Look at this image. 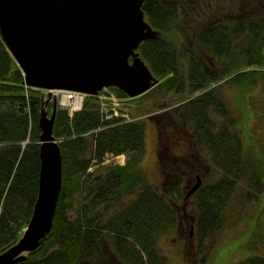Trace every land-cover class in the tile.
<instances>
[{
    "label": "trees",
    "instance_id": "trees-1",
    "mask_svg": "<svg viewBox=\"0 0 264 264\" xmlns=\"http://www.w3.org/2000/svg\"><path fill=\"white\" fill-rule=\"evenodd\" d=\"M171 2L144 0L146 18L162 39L144 40L138 48L153 73L164 78L161 86L166 92L189 95L174 114L159 112L152 117L161 132L158 161L164 163L162 153L169 160L160 165L161 185L149 182L142 167L144 116L107 123L97 96H87L73 118L59 108L54 134L65 138L60 141L63 182L53 226L27 259L16 264H166L158 237L181 225L179 203L185 200V185L204 171L195 168L201 158L209 162L203 166L212 163L224 170L223 176L205 182L193 196L200 243L225 225L238 188L236 178L245 173L246 153L235 117L219 97L220 85L213 83L225 78L245 91L264 80V16L238 21L234 29L222 22L204 26L196 36L199 52L181 57L171 39L185 16L199 7ZM212 5L203 6L205 13L210 15ZM208 53L217 55L221 68L208 63ZM176 58L180 63L174 66ZM43 94V89L25 83L0 29V253L23 235L38 198ZM108 151L127 154L125 164L104 163ZM261 173L264 176V169ZM255 189L261 192L263 182L258 181ZM236 264H264V255H251Z\"/></svg>",
    "mask_w": 264,
    "mask_h": 264
},
{
    "label": "water",
    "instance_id": "water-1",
    "mask_svg": "<svg viewBox=\"0 0 264 264\" xmlns=\"http://www.w3.org/2000/svg\"><path fill=\"white\" fill-rule=\"evenodd\" d=\"M143 2L0 0L1 35L29 86L96 95L114 85L135 97L158 81L138 51L144 40L159 36L145 18ZM55 105L56 101L53 117ZM43 110L38 198L24 234L0 253V264L26 260L53 226L63 182V158L53 136V117ZM201 185L198 175L188 194Z\"/></svg>",
    "mask_w": 264,
    "mask_h": 264
},
{
    "label": "rangeland",
    "instance_id": "rangeland-1",
    "mask_svg": "<svg viewBox=\"0 0 264 264\" xmlns=\"http://www.w3.org/2000/svg\"><path fill=\"white\" fill-rule=\"evenodd\" d=\"M214 2V5H218L219 8L213 11V15L209 20L218 19L217 23H221L220 16H223V13L233 17H241L242 13L239 12H244L245 9L251 6H255L259 12H264V0H215ZM248 2L250 3L249 5L247 4ZM211 9H214V7L210 8L209 13H212ZM182 21L184 22H181L180 25L181 29L185 28V33L178 26L180 31L171 39L180 54L181 47H185L186 43L193 38L188 24L191 22L196 24L197 18H194L192 13V15ZM184 36H186V41ZM196 36L197 33L195 34ZM182 42L183 45L181 44ZM182 53L181 57L184 56V52ZM211 62L208 60L211 66L219 69L220 65H217L216 61L211 60ZM215 84L220 85L219 97L224 105L228 107L230 114L235 117L236 129L242 136L246 153L245 173L240 178H236L238 188L233 193L228 205L225 225L215 235L206 239L203 244L200 243L196 234V227L194 226L196 225L197 210L193 195L187 198L186 202L184 200L180 201L179 221L181 225L172 227L158 237V247L166 264H236L251 255H264V176L261 173L262 169H264V80H258L245 91L233 82L226 81L225 78L213 83V85ZM107 88L105 87L104 89ZM188 98V94L170 92L163 94L157 87H154L145 96L131 101V108L134 114L132 116L140 117L143 115L147 130L142 167L148 181L156 185H161L162 173L160 165H165V161L168 163L169 160H166L168 158L167 155L162 153L164 163L161 162L160 164L158 161V136L161 132L158 131L156 120L152 117L156 113L161 112L162 109L160 108L165 106V104L173 103L174 106H178L188 100ZM98 99L104 103L108 101L103 97L99 98V96ZM123 104L120 101V112H117L119 115L114 113L111 115L123 117V122L134 121L135 118H128L126 113H123L125 108L122 107H127ZM161 131L164 134L163 128ZM201 159L195 166H197V172L201 171L202 167L204 169L202 173H198L202 178V185L207 181L219 179L224 169L212 165V163L203 166L204 163L209 162L204 158ZM113 160H103V162L125 164L127 154H118L113 157ZM260 176L263 177V180H259ZM258 181L263 182V190L261 192L255 189L258 186ZM191 182L195 183L193 180H190ZM180 226L182 227L181 229H179ZM205 257H207L206 260H204Z\"/></svg>",
    "mask_w": 264,
    "mask_h": 264
},
{
    "label": "bare ground",
    "instance_id": "bare-ground-1",
    "mask_svg": "<svg viewBox=\"0 0 264 264\" xmlns=\"http://www.w3.org/2000/svg\"><path fill=\"white\" fill-rule=\"evenodd\" d=\"M157 1L159 3H167V2H170L171 4H173L171 2V0H157ZM176 1L179 2L180 5H187V3H189L191 5H197L199 7L198 10H195L196 12H193V17L194 18L195 17L197 18L196 24H194L193 22H191L190 24H188L189 25L188 27L191 29L192 32H195V34L198 33L201 30V28L204 27V26H213V25L217 24L218 19H216V22L212 23V25L210 24L211 19L209 20V18L213 15L214 9H211V12L212 13H210V15H209V14L205 13L206 8L203 7V6H209V5L211 6L213 4L212 5V8H213V6L215 4V2H214L215 0H176ZM247 4L249 5L250 3L248 2ZM248 8L245 9L244 12H239V13H242V16L241 17H239V16L238 17H233L232 15H227L226 13H223V16H220L221 22L222 23L229 24V27L231 29L232 28L234 29V27L236 25V22H238V21L248 22L251 19H258V18L264 16V12L263 11L259 12L255 6H251V7H248ZM183 9H185V8H183ZM143 10H144V8H143ZM144 12H145V10H144ZM189 16L186 15L184 19H186ZM198 16H201V17H198ZM145 18H146V13H145ZM152 27L156 31H158V29L155 28L153 25H152ZM158 33H159V36L157 38H154V39H162V34H160L159 31H158ZM211 35H212V33H211ZM213 37H215V34L213 35ZM163 39H165V36H163ZM181 48H182L181 52H184V53H188V52H196V53H198L199 52L198 51V48H201V47L197 43L196 37L194 35L193 38H192V40H191V44L188 45V43H186V46L185 47H181ZM172 53L175 54V52H172ZM172 57H174V55H172ZM206 57H207V60H209V62H211V60H213L215 62L216 61L215 59H217V55H215L213 53H208V55H206ZM132 62H133L132 58L129 57V63H132ZM177 63L179 64L180 61H179V59L176 58V60H173V65L175 66ZM154 75L158 78V81H157V84H155L151 88L153 89L154 87L156 88L158 86V90L161 93L166 94V89H164L161 86V84L163 83V79L164 78L158 77L155 73H154ZM113 86H106V87L114 89ZM32 87H35V86H32ZM36 88H41V89L44 90L43 103H42L41 111L44 109L43 111H46L47 112V115L50 118L53 117V113H54V109H55L54 108V103L56 101V105H55V107H56V115L53 117V136H54L56 142L60 145V141L65 140V138H63V137H57L54 134V126H55V122H56V119H57V111H58V109L59 108H62L63 110H65L66 114L70 118H73L74 115H75V113L78 112V111H80L83 108L84 103H85V98L87 96H96L97 94L95 95V94L88 93V92H85V91H80L81 92L79 94L80 97H78L77 96V94L79 93L78 90H75L74 91V90L65 89V88H58V89H49V88H44V87H36ZM118 88L120 89V87H118ZM72 93H73L74 97L71 96ZM198 93L199 92L195 93L194 95H196ZM116 94L120 97V94H118L117 92H116ZM138 96H140V95H138ZM138 96H135V97H138ZM161 96H164V95H161ZM122 97L123 98H126V102H127L126 103V106L129 108V110L132 109L131 108V103H132L131 101H133L132 98H135V97H131L130 95H128V96H122ZM49 104H52V109L51 110L49 108ZM160 109H162L161 113L164 112L166 115H168L169 113L174 114L175 112H177L176 111L177 110L176 109V106H174L173 103H171L169 105L165 104V106L161 107ZM114 114H116V113H114ZM117 115H119V114H117ZM114 116L111 115V114H108V113H102V118L107 123H114L115 124V123L123 122L122 121V118L123 117H114ZM114 155H118V154H114L113 152H110V151L105 152V154L103 155V160L104 161H110L111 159L113 160V157L112 156H114ZM120 155H122V153H120ZM195 168H197V166H195ZM192 184L193 183L185 185V200H184L185 202H186L187 198L191 197L192 195L194 196V194L196 193V191H195V192H193L191 194H188L189 191H190V189H191V187H192Z\"/></svg>",
    "mask_w": 264,
    "mask_h": 264
},
{
    "label": "built area",
    "instance_id": "built-area-1",
    "mask_svg": "<svg viewBox=\"0 0 264 264\" xmlns=\"http://www.w3.org/2000/svg\"><path fill=\"white\" fill-rule=\"evenodd\" d=\"M80 93L81 92L79 91V93L77 94L78 97H80L79 96ZM71 96L74 97L73 93L71 94ZM102 97L104 99L108 100L105 103L100 100L101 101V111H102V113H108V114L116 113V114H118L117 112H120V101H121V103H124L123 104L124 106H126V103H127L126 102V98L119 97L115 92L110 91V90H108V92H102L99 95V98H102ZM122 108H125L123 113H126V117L130 118V116H129V108L128 107H122ZM112 157H115V156H112Z\"/></svg>",
    "mask_w": 264,
    "mask_h": 264
},
{
    "label": "flooded vegetation",
    "instance_id": "flooded-vegetation-1",
    "mask_svg": "<svg viewBox=\"0 0 264 264\" xmlns=\"http://www.w3.org/2000/svg\"><path fill=\"white\" fill-rule=\"evenodd\" d=\"M214 22H216L215 19L211 20L210 24L212 25V23H214ZM181 30H182L183 33H185V28H182ZM191 33L193 34V36L195 35V32L191 31ZM184 40L186 41V36H184ZM187 43L189 45V44H191V41H188ZM181 44H183V42ZM112 91L116 93L115 90H112ZM168 154H169V156H172L171 152H169Z\"/></svg>",
    "mask_w": 264,
    "mask_h": 264
}]
</instances>
